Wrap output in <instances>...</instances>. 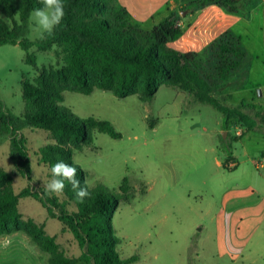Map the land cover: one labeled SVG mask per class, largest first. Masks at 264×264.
I'll use <instances>...</instances> for the list:
<instances>
[{"label":"trees","instance_id":"obj_1","mask_svg":"<svg viewBox=\"0 0 264 264\" xmlns=\"http://www.w3.org/2000/svg\"><path fill=\"white\" fill-rule=\"evenodd\" d=\"M249 0H181L178 10L152 30L146 31L132 21L118 0H63L65 15L51 35L34 42L24 36V24L32 11L41 7L40 0H0V14L6 18L20 15L22 24L9 25L0 16V45H20L29 52L36 46L47 52L57 46L66 65L43 68L31 81L23 77L25 111L17 117L0 104V131L10 136L11 158L21 174L30 180V153L25 129H41L51 134L53 143L41 147L36 155L49 169L59 160L77 168V178L90 196L80 202L71 187L65 188L63 201L45 190L31 186L20 193L13 189V175L0 167V238L23 233L47 254V264H131L132 256L122 260L117 251L113 218L122 201H130L133 188L125 178L118 193L90 189L85 184L86 172L74 163L75 151L91 146L95 132L120 139L109 121L94 117L79 118L62 106L65 92L91 95L96 90L112 93L119 99L137 96L151 101L162 86L179 89L197 102L218 110L228 124L232 120L248 130L255 119L245 109L253 106L242 102L229 107L216 94L229 80L247 66L250 56L241 40L231 31L223 33L202 53L179 51L171 42L183 36L181 13L194 14L209 6L247 16ZM26 62L36 65V56L27 53ZM229 149L232 150L230 146ZM67 184V182H66ZM22 197L39 200L51 217L62 223V233L70 232L81 255L70 257L60 250L58 236H49L45 224L24 219L19 204ZM74 202L76 211L68 205Z\"/></svg>","mask_w":264,"mask_h":264},{"label":"rangeland","instance_id":"obj_2","mask_svg":"<svg viewBox=\"0 0 264 264\" xmlns=\"http://www.w3.org/2000/svg\"><path fill=\"white\" fill-rule=\"evenodd\" d=\"M0 16L9 25L22 24L19 14L12 19ZM33 28L30 15L24 24V36L36 42L41 38ZM170 46L179 51H204L195 48L190 34L171 42ZM27 53L36 56V65L26 62ZM64 65L66 60L57 46L47 52L34 46L26 52L20 45H0L3 109L22 116L25 111L23 77L34 81L41 69H58ZM242 72L216 94L229 107L258 99L259 90L253 87L252 79L232 96L233 89L239 86L237 77H243ZM64 98L61 105L79 118L109 121L122 135L114 139L95 132L93 145L75 151L73 156L74 163L86 172L90 189L118 193L125 178L133 188L130 201H122L113 218L114 232L119 238L117 251L122 260L137 256L138 260L131 264H233L221 254L217 241L216 217L221 212L226 190L223 184L234 176L217 165L218 160L223 161L232 154L229 145L233 143L226 140L222 127L224 117L218 110L169 86H162L148 102L137 96L119 99L101 90L91 95L67 91ZM245 111L253 116L252 107ZM234 121L238 122L230 123ZM24 134L30 153V180L14 164L10 136L1 131L0 167L13 175L16 193L28 186L35 191L45 190L43 181L51 179V172L36 152L53 143L51 134L41 129H25ZM241 139L244 145L239 143L236 151L240 161L245 155L255 158L262 154L263 148L257 141ZM59 197L63 201V195ZM19 209L24 219L43 223L49 236H58L60 250L66 255H81L73 235L61 232L62 223L51 217L39 200L22 197ZM68 209L76 211L77 205L72 202Z\"/></svg>","mask_w":264,"mask_h":264},{"label":"crops","instance_id":"obj_3","mask_svg":"<svg viewBox=\"0 0 264 264\" xmlns=\"http://www.w3.org/2000/svg\"><path fill=\"white\" fill-rule=\"evenodd\" d=\"M118 2L127 9L133 22L142 29L144 26L149 28L144 29L146 31L162 23L181 6V0ZM248 3L250 12L247 16L216 6L206 7L194 14H181V39L190 34L197 49L205 50L227 31L238 37L250 60L242 72L243 77H237L239 86L231 94L233 96L251 79L253 87L259 90L258 99L253 102L242 101L253 106L256 123L252 130L235 121L228 124L224 122L222 126L226 131V140L230 139L235 144L229 145L232 154L223 161L218 160L217 165L234 176L223 184L226 190L222 196L221 212L216 217L219 225L217 241L221 254L233 264H261L264 260V0H249ZM234 79L236 77L229 83ZM243 137L257 141L263 148L262 154L255 158L245 155L246 158L240 161L236 151L239 143L240 146L244 145ZM0 264H47V258L26 235L19 232L0 238Z\"/></svg>","mask_w":264,"mask_h":264},{"label":"clouds","instance_id":"obj_4","mask_svg":"<svg viewBox=\"0 0 264 264\" xmlns=\"http://www.w3.org/2000/svg\"><path fill=\"white\" fill-rule=\"evenodd\" d=\"M40 3L42 6L32 11L31 19L34 22L33 30L43 39L46 35H51L61 23L65 11L63 0H40ZM50 172L51 179L43 181V186L49 196H62L68 186L80 202L90 196L88 188L82 186L81 180L77 178V168L72 164L59 160L51 166Z\"/></svg>","mask_w":264,"mask_h":264},{"label":"water","instance_id":"obj_5","mask_svg":"<svg viewBox=\"0 0 264 264\" xmlns=\"http://www.w3.org/2000/svg\"><path fill=\"white\" fill-rule=\"evenodd\" d=\"M187 12H183V15H186Z\"/></svg>","mask_w":264,"mask_h":264},{"label":"built area","instance_id":"obj_6","mask_svg":"<svg viewBox=\"0 0 264 264\" xmlns=\"http://www.w3.org/2000/svg\"><path fill=\"white\" fill-rule=\"evenodd\" d=\"M7 243H8V241H7Z\"/></svg>","mask_w":264,"mask_h":264}]
</instances>
